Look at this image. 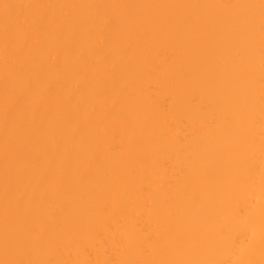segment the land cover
Listing matches in <instances>:
<instances>
[{
	"label": "bare ground",
	"instance_id": "1",
	"mask_svg": "<svg viewBox=\"0 0 264 264\" xmlns=\"http://www.w3.org/2000/svg\"><path fill=\"white\" fill-rule=\"evenodd\" d=\"M0 264H264V0H0Z\"/></svg>",
	"mask_w": 264,
	"mask_h": 264
}]
</instances>
